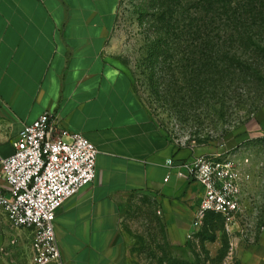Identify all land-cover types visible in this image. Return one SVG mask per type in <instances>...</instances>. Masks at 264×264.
<instances>
[{"label":"crops","instance_id":"obj_1","mask_svg":"<svg viewBox=\"0 0 264 264\" xmlns=\"http://www.w3.org/2000/svg\"><path fill=\"white\" fill-rule=\"evenodd\" d=\"M119 4L0 0V159L12 155L23 127L45 112L98 150L94 180L63 204L54 221L65 264H125L122 207L133 195H158L170 238H181L187 229L180 224L188 217L191 226L201 197L184 164L215 156L175 149L112 59ZM256 122L264 142V109ZM243 158L250 160L247 190L256 170L250 156ZM31 258V232L13 229L0 210V264H32ZM241 264H264V225Z\"/></svg>","mask_w":264,"mask_h":264},{"label":"rangeland","instance_id":"obj_2","mask_svg":"<svg viewBox=\"0 0 264 264\" xmlns=\"http://www.w3.org/2000/svg\"><path fill=\"white\" fill-rule=\"evenodd\" d=\"M120 0L112 59L175 149L232 153L255 162L233 222L210 215L189 238L169 236L160 198L122 207L125 264H241L264 225V0Z\"/></svg>","mask_w":264,"mask_h":264},{"label":"built area","instance_id":"obj_3","mask_svg":"<svg viewBox=\"0 0 264 264\" xmlns=\"http://www.w3.org/2000/svg\"><path fill=\"white\" fill-rule=\"evenodd\" d=\"M12 145V155L0 159V177L6 183L0 188V210L13 229L31 232L32 264H65L54 221L63 204L94 180L98 150L49 112L25 125ZM249 165V158L239 160L228 152L184 164L189 181L201 188L189 238L209 215L231 223L242 214Z\"/></svg>","mask_w":264,"mask_h":264},{"label":"trees","instance_id":"obj_4","mask_svg":"<svg viewBox=\"0 0 264 264\" xmlns=\"http://www.w3.org/2000/svg\"><path fill=\"white\" fill-rule=\"evenodd\" d=\"M206 3L209 5V6H213L215 3H223V6L224 7H226V6H229L230 5V2L228 3V0H206ZM262 13H264V11L263 12H257V15H263ZM210 216V215H209ZM208 216V217H209ZM217 217H219V216H217Z\"/></svg>","mask_w":264,"mask_h":264}]
</instances>
